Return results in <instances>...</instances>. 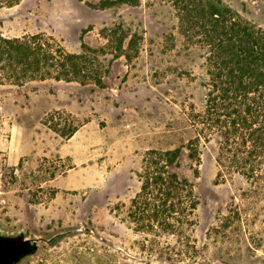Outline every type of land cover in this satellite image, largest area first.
Here are the masks:
<instances>
[{
  "label": "rangeland",
  "instance_id": "obj_1",
  "mask_svg": "<svg viewBox=\"0 0 264 264\" xmlns=\"http://www.w3.org/2000/svg\"><path fill=\"white\" fill-rule=\"evenodd\" d=\"M103 1L0 0V37L56 57L26 75L0 60V229L43 238L19 264H264V139L226 151L201 132L206 49L169 0ZM223 1L264 27V0ZM71 54L84 72L61 69ZM176 148L167 169L197 206L179 229H141L142 158Z\"/></svg>",
  "mask_w": 264,
  "mask_h": 264
},
{
  "label": "trees",
  "instance_id": "obj_2",
  "mask_svg": "<svg viewBox=\"0 0 264 264\" xmlns=\"http://www.w3.org/2000/svg\"><path fill=\"white\" fill-rule=\"evenodd\" d=\"M14 1L10 0V3ZM169 1L176 9L185 33L200 36L206 49L209 76L206 104L202 112L194 115V120L205 126L201 131L205 134L217 130L224 137L222 144L226 151L239 149L240 141L247 148V142L252 141L249 152L257 153L256 149L264 139V27L243 18L239 12L224 5L223 0ZM116 2L120 1L105 0L102 3ZM39 49L43 51L39 52ZM54 59L53 51L42 48L41 42L31 45L27 37L17 40L0 37V60L14 69L19 65V74L26 75L32 67L36 72L48 64L53 67ZM75 59L78 56L73 54L64 57L60 62L61 69L68 60L72 64L70 74L84 72L81 63ZM199 139L197 135L187 146L192 160L198 157ZM181 150L151 149L142 158L137 172L139 191L128 207V218L141 229H179L180 224L192 216L197 206L192 184L167 169L169 165L177 164Z\"/></svg>",
  "mask_w": 264,
  "mask_h": 264
},
{
  "label": "water",
  "instance_id": "obj_3",
  "mask_svg": "<svg viewBox=\"0 0 264 264\" xmlns=\"http://www.w3.org/2000/svg\"><path fill=\"white\" fill-rule=\"evenodd\" d=\"M42 237H28L24 229L6 233L0 229V264H19L34 255Z\"/></svg>",
  "mask_w": 264,
  "mask_h": 264
}]
</instances>
